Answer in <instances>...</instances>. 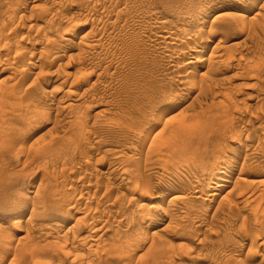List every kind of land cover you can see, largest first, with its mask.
Here are the masks:
<instances>
[{"label":"rangeland","instance_id":"rangeland-1","mask_svg":"<svg viewBox=\"0 0 264 264\" xmlns=\"http://www.w3.org/2000/svg\"><path fill=\"white\" fill-rule=\"evenodd\" d=\"M0 120V264H264V0H0Z\"/></svg>","mask_w":264,"mask_h":264},{"label":"bare ground","instance_id":"bare-ground-1","mask_svg":"<svg viewBox=\"0 0 264 264\" xmlns=\"http://www.w3.org/2000/svg\"><path fill=\"white\" fill-rule=\"evenodd\" d=\"M247 2H248V1H247ZM223 3H224V2H223ZM240 4H242V3H240ZM242 5H243V4H242ZM128 10H129V9H128ZM124 11H125V10H124ZM237 13H238V12H237ZM240 14H241V13H240ZM235 15H236V14H235ZM182 16H185V15H182ZM230 16H231V15H230ZM233 16H234V14H233ZM237 16H239V14H238ZM231 17H232V16H231ZM179 18H180V17H179ZM184 18H185V17H184ZM224 18H227V17L224 16ZM218 19H219V18H218ZM240 19H241V18H240ZM217 21H218V20H217ZM223 21H224V20H223ZM223 21H222V22H223ZM223 23H224V22H223ZM225 23H226V21H225ZM216 24H217V23H216ZM161 25H162V24L160 23V27H161ZM203 25H204V24H203ZM163 27H164V26H162V28H163ZM70 28H71V27H70ZM213 28H214V27H213ZM157 29H158V28H157ZM160 29H161V28H160ZM160 29H158V30H160ZM221 29H222V28H221ZM221 29H220V30H221ZM65 30H66V31H64V32L66 33V35L71 34V33L73 32V30H71V29H70V30L65 29ZM155 30H156V27H155ZM161 30H162V29H161ZM164 30H165V29H164ZM222 30H223V29H222ZM62 32H63V31H62ZM62 32H61V33H62ZM161 32H162V31H161ZM164 32H165V31H164ZM169 32H170V31H169ZM169 32H168V34H169ZM65 33H64V34H65ZM88 33H89V32H88ZM172 33H173V32H171V34H172ZM216 33H217V32H216ZM90 34H91V33H90ZM90 34H89V35L86 34V37H88V39H93V37H94V36L92 37L93 34H91V36H90ZM166 34H167V33H166ZM166 34H164V35H166ZM66 35H65V36H66ZM62 36H63V33H62ZM82 36H83V38L85 37L84 35H82ZM170 36H171V35H169V36L166 35V36H165V37H166L165 39L163 38V36H161V37H162V39H164L165 42H167V43L169 42L170 44H172L171 42L176 41V40H173V39H175V37L172 39ZM174 36H175V35H174ZM214 36H215V35H213V37H214ZM89 37H90V38H89ZM161 37H160V38H161ZM62 38H63V37H62ZM81 38H82V37H81ZM99 38H101V37H99ZM97 39H98V38H97ZM65 40H66V39H65ZM65 40H64V42H65ZM93 40H94V39H93ZM93 40H92V41H93ZM98 40H99V39H98ZM178 40H179V39H178ZM178 40H177V41H178ZM66 41H67V40H66ZM92 41H91V42H92ZM162 41H163V40H161V43H163ZM214 41H215V39H214ZM179 42H180V41H179ZM212 42H213V41H212ZM94 43H95V42H94ZM65 44H66V43H65ZM81 44H82V46L80 45L81 47H83V45H85V44H83V42H82ZM208 44L212 45V44H211V40L207 42V45H208ZM91 45H92V44H91ZM161 45H162V44H161ZM173 45H176V44H174V42H173ZM85 46H86V45H85ZM95 46H96V45H95ZM163 46H164V45H163ZM168 46H171V45L168 44ZM168 46H167V47H168ZM205 46H206V45H205ZM81 47H79V48H81ZM216 47H218V44H217L214 48L216 49ZM93 48H94V47H93ZM203 48H204V47H203ZM218 48H219V47H218ZM206 49H207V48H206ZM190 50H191V49H190ZM216 50H217L218 52H220L219 49H216ZM81 51H82V50H81ZM201 51H202V50H196V49H192V50H191L192 53H197V54H198V52H201ZM203 51H205V50H203ZM212 51H213V50H212ZM212 51H211V52H212ZM214 51H215V50H214ZM3 52H4V50H3ZM215 52H216V51H215ZM212 53H213V52H212ZM212 53H211V54H212ZM197 54H196V55H197ZM199 54H201V53H199ZM211 54H210V55H211ZM4 55H5V54H4ZM4 55H2L1 57H3ZM212 55H213V54H212ZM214 55H215V54H214ZM216 55L219 57L220 54H219V55L216 54ZM217 56H216V57H217ZM220 56H221V55H220ZM210 57H212V56H210ZM204 58H205V57H204ZM214 58H215V56H214ZM206 59H207V58H206ZM209 59H211V58H209ZM207 61H208V60H207ZM203 62H204V61H203L202 58H197L196 61H194V62H192V61L187 62V63H186V66H187V69H193V70H194V69H196V68L202 67V66H203ZM205 62H206V61H205ZM2 69H3V68H2ZM196 70H197V69H196ZM185 75H186V74H185ZM181 79H182V77H181ZM183 79H184V77H183ZM180 82H182V81L180 80ZM180 82H179V83H180ZM69 94H70V93H69ZM115 116H116V115H115ZM0 121H2V120H0ZM3 122H4V120L2 121V123H3ZM111 122H112V121H111ZM2 123H1V124H2ZM113 123H114V122H113ZM3 124H4V123H3ZM118 125H119V124H118ZM1 126H2V125H1ZM112 126H113V125H112ZM181 126H182V125H181ZM177 128H178V127H177ZM2 129H3V128H2ZM0 131H1V130H0ZM1 133H2V132H1ZM0 136H1V135H0ZM3 138H5V137H3ZM8 138H9V137L7 136L6 139H8ZM1 139H2V138H1ZM6 139H4V140L6 141ZM10 140H11V139H10ZM68 141H70V140H68ZM71 141H72V140H71ZM0 142H1V141H0ZM2 142H3V141H2ZM9 142H10V141H8V143H9ZM12 143H13V142H12ZM72 143L75 145L74 142H72ZM1 144H2V143H1ZM67 144H68V143H67ZM7 145H8V144H7ZM11 145H12V144H11ZM53 145H54V144H53ZM62 145H65V144H62ZM68 145H70V144H68ZM1 146H2V145H1ZM1 146H0V147H1ZM55 146H56V145H55ZM60 146H61V145H60ZM2 147H3V146H2ZM57 147H58V146H57ZM65 147H66V146H65ZM65 147L63 146V147H61V148H64V149H65ZM226 147L229 148L230 146H226ZM6 148H8V147H6ZM49 148H52L53 153H54V152H55L56 154H59V153H60V155H61V152H60V151H61V148H59V153L56 152V151H58V150H56L57 148L54 149L53 146H52V147L48 146V149H49ZM228 148L225 149V147H224L225 152H227V153H231V154H233V155H237V154H239V153H238L239 151H238L236 148H233V147H232V148L230 147V149H228ZM0 149H2V148H0ZM44 149H46V148H44ZM44 149L42 148V150H44ZM48 149H46L47 152L45 153L46 160L48 159L47 157H49V156L51 157L50 154H49L48 156L46 155V154L49 153V151L51 150V149H49V151H48ZM64 149H63V152H64ZM52 150H51L50 152H52ZM222 150H223V149H222ZM40 151H41V150H40ZM42 152H43V151H41L39 154L43 156L44 153H42ZM37 153H38V152H37ZM37 153H36V154H37ZM111 153H112V152H111ZM113 153H115V152H113ZM36 154H35V155H36ZM39 154H37V155L39 156ZM118 154H119V153H118ZM119 155H120V154H119ZM224 155H225V154H224ZM224 155H223V156H224ZM52 156H53V154H52ZM55 156H56V155H55ZM64 156H65V155H64ZM67 156H68V155H67ZM115 156H118L117 153H116ZM115 156H112V157H115ZM15 157H16V156H15ZM39 157H41V156H39ZM57 157H58V156H57ZM57 157H56V158H57ZM61 157H62V156H61ZM41 158H44V157H41ZM51 158H52V157H51ZM115 158H116V157H115ZM118 158H119V157H118ZM123 158H124V157H123ZM58 159H60V158H58ZM65 159H66V158H65ZM116 159H117V158H116ZM224 159H226V158H224ZM41 160H42V159H41ZM43 160H44V159H43ZM49 160H50V159H49ZM126 160H127V159H126ZM117 162H118V161H117ZM248 162H249V161H248ZM223 163H224V162H223ZM228 163H229V162H228ZM219 164H220V163H219ZM226 164H227V163H226ZM226 164H225V165H226ZM113 166H114V165H113ZM113 166H112V167H113ZM112 167H110V168H112ZM146 168H147V167H146ZM107 169H108V168H107ZM112 169H113V168H112ZM114 169H115V168H114ZM114 169L111 170V171H115V172H117V171H116L117 169H116V170H114ZM143 169H144V168H143ZM231 170H232V169H231V165H230V166H229V165H228V166L226 165L225 167H223V166H221V165H217V166L214 168V170H213V174H212V175H213V179L215 180V182H213L214 185H213L212 192L209 193V195H207L208 198H211V199H212L213 197H216V196H217V192H219V190L223 188V186L225 185V183H227L226 181L229 180L228 178H229V175H230L231 172H232ZM123 172H124V170H123L121 173H123ZM121 173H120V174H121ZM125 175H126V174H125ZM128 176H129V174H128ZM130 176H131V175H130ZM120 177H121V176H120ZM173 178H176V176H175V177L173 176ZM166 180H169V179H166ZM171 181H172V180H171ZM171 181H170V183H171ZM172 182H174V181H172ZM170 183H169L168 181H165V180L162 179V180H160L159 184L157 183V184H158L157 186L160 185V187H162V188H166L167 190H171L172 184H170ZM50 184H51V183H50ZM147 185H149V184H147ZM147 185H146V186H147ZM51 186H53V185H51ZM154 186H155V185H153V187H154ZM53 187H54V186H53ZM96 187H97V186H96ZM150 187H151V186H150ZM49 188L51 189V187H49ZM50 189H49V190H50ZM133 189H134V188H133ZM133 189L131 190L132 192H133ZM151 189H152V191H153V188H152V187H151V188L147 187V188L145 189L146 192H145V190H144V192L147 193V195H142V196H140L139 198H140L141 201L144 200V199H147V198H149V197L152 196V195H150V193H149V191L151 192ZM53 190H54V189H53ZM134 190H136V189H134ZM148 190H149V191H148ZM154 190H155V189H154ZM156 190H157V189H156ZM195 191H196V193H197V190H195ZM195 191H194V192H195ZM132 192H130V193L132 194ZM144 192H143V193H144ZM154 192H155V191H154ZM128 193H129V192H128ZM134 193H135V191H134ZM145 193H144V194H145ZM155 193H156V192H155ZM159 193H160V192H159ZM167 193H168V192H167ZM167 193H166V194H167ZM57 194H58V193H57ZM57 194H56V195H57ZM197 194H198V193H197ZM197 194H196V195H197ZM53 195H54V194H52L51 190H50V191H48V190L44 191V193H43V201H44L45 203H51V202H52V204H53V203H54V201H53ZM58 195H61V193H59ZM161 195H162V194H161ZM58 197H59V196H58ZM155 197H157V195H156ZM159 197H160V195H159ZM65 199H66V198H65ZM211 199H210V200H211ZM56 200H58V199H56ZM56 200H55V201H56ZM63 200H64V199H63ZM56 202H57V201H56ZM57 203H58V202H57ZM245 204H246V203H245ZM142 205H144V204H142ZM143 207H144V206H143ZM55 210H56V209H55ZM147 210H148V209H147ZM147 210H146V211H147ZM151 210L153 211V208L150 209L149 211H151ZM146 211H143V212L145 213ZM152 211H151V212H152ZM153 212H154V211H153ZM146 214H147V213H146ZM154 214H155V213H154ZM154 214H151V213H150V214L147 216V217H149V216L151 215V216H150V217H151V219H150L151 222H150L149 224L152 223V224H156V225H157L158 223H160V222H158V221H161V220L165 219V216H166L165 214H164V215H154ZM144 216H146V215H144ZM250 216H251V215H250ZM92 217H93V216H92ZM150 217H149V218H150ZM93 218H94V217H93ZM93 218H92V219H93ZM255 218H256V217H255ZM92 219L90 218V220H92ZM96 219H97V218H96ZM169 219H170V218H169ZM148 220H149V219H148ZM91 222L93 223V221H91ZM99 222H100V221H99ZM24 223H25V222H24ZM92 223H91V224H92ZM22 224H23L22 217H14V219H12V221H11V224H8V225L5 226V227L3 226L4 228L2 227L3 229L1 228L0 231L2 230L1 232L5 233V234H7V232H9L8 235H10V233L13 232L14 230H17V229L21 228ZM152 224H151V225H152ZM23 225H24V224H23ZM93 225H94V224H93ZM54 226H55V225H54ZM93 227H94V226H93ZM95 227H96V225H95ZM146 227H147V226H146ZM96 228H97V227H96ZM96 228H95V229H96ZM79 229H81V228H79ZM90 229H91V227H90ZM95 229H94V230H95ZM94 230H93V231H94ZM97 230H99V229H97ZM97 230H96V231H97ZM100 230H101V229H100ZM50 231H51V230H50ZM50 231H49V232H50ZM70 231H71V230H70ZM81 231H82V230H81ZM1 232H0V233H1ZM91 232H92V231H91ZM97 232H98V231H97ZM47 233H48V232H47ZM47 233H45V234H47ZM68 233H69V232H68ZM94 233H95V231H94ZM87 234H88V233H87ZM89 234H90V233H89ZM92 234H93V233H92ZM8 235H6V236H8ZM78 235H79V233H78ZM131 235H132V234H131ZM1 236L3 237V234H2V235L0 234V237H1ZM48 236H50V235H48ZM73 237H74V236H73ZM73 237H72V238H62V239H61V241H62V246H63V247L61 246V244H60V247H61V249L63 248L62 250L65 249L64 246H70V248H72V247L74 246V244L76 243L77 240L74 239ZM88 237H89V235H88ZM88 237H86V239H87ZM129 237H131V236H129ZM75 238H76V237H75ZM90 238H91V234H90ZM120 238H121V237H120ZM127 238H128V237L126 236V239H127ZM52 239H53V238H52ZM118 239H119V236H118ZM118 239H117V240H118ZM131 239H132V238H130V240H131ZM84 240H85V239H83V242H84ZM120 240H121V239H120ZM130 240H129V241H130ZM85 241H86V240H85ZM129 241H128V242H129ZM131 241H133V240H131ZM77 242H78V241H77ZM79 242H80V241H79ZM79 242H78V243H79ZM115 242H117V241H115ZM120 242H121V241H120ZM128 242H127V243H126V242L123 243V238H122V242H121V243H123L122 245L125 244L124 246H126V244H127V246L124 247V248H127L128 245L131 244V243L128 244ZM113 244H114V243H113ZM117 244H119V241H118ZM75 245H76V244H75ZM84 245H86V242H85ZM122 245H121V246H122ZM119 246H120V245H119ZM60 247H59V248H60ZM74 248H75V247H74ZM107 248H108V247H107ZM61 249H60V250H61ZM115 249H116V248H115ZM118 249H119V248H118ZM74 250H75V249H73V251H74ZM66 251H67V250H66ZM69 251H70V250H69ZM75 251H76V250H75ZM82 251H83V250H82ZM113 251H114V250H113ZM76 252H77V251H76ZM111 252H112V251H111ZM64 254H65V253H64ZM113 254H114V253H113ZM68 255H69V254H67V256H68ZM260 255H261V254H260ZM72 256H73V254H72ZM74 256H75V255H74ZM76 257H78V255H77ZM245 257H246V258H245V259H246V262H248V263H253V262H254V263H255L256 258H255V256L253 255V253H249V254H247ZM73 260H75L74 257H73ZM72 262H73V261H72ZM77 262H78V261H77ZM261 262H262V261H261ZM259 263H260V262H259ZM255 264H257V262H256ZM260 264H261V263H260Z\"/></svg>","mask_w":264,"mask_h":264}]
</instances>
